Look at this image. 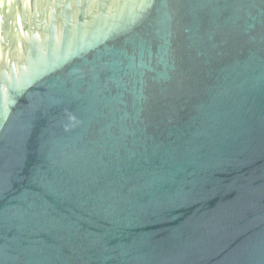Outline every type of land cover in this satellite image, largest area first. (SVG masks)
Listing matches in <instances>:
<instances>
[{
    "label": "water",
    "instance_id": "obj_1",
    "mask_svg": "<svg viewBox=\"0 0 264 264\" xmlns=\"http://www.w3.org/2000/svg\"><path fill=\"white\" fill-rule=\"evenodd\" d=\"M0 264H264V0H0Z\"/></svg>",
    "mask_w": 264,
    "mask_h": 264
}]
</instances>
